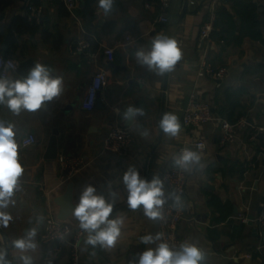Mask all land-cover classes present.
Wrapping results in <instances>:
<instances>
[{"label": "crops", "instance_id": "obj_1", "mask_svg": "<svg viewBox=\"0 0 264 264\" xmlns=\"http://www.w3.org/2000/svg\"><path fill=\"white\" fill-rule=\"evenodd\" d=\"M34 1L42 7L40 21L26 18L25 0H0V55L17 62V68L8 74L14 79L26 76L40 63L54 76H62L65 87L58 99L45 102L35 113L21 111L17 116L0 105V120L15 125L19 162L25 168L12 197L15 204L6 209L13 220L7 228H0V247L36 226L38 214L57 217L60 211H67L66 218H57L78 227L71 212L83 187L91 184L106 198L110 191L117 194L113 216H124L125 222L111 251L97 248L93 255L84 238L81 264H130L147 247H156L141 244L140 238L156 234L159 226L145 217L142 206L135 211L127 207L123 173L135 165L141 177L150 181L174 165L179 147L200 136L206 146L193 150L200 153L201 161L186 171V192L181 198L186 218L178 226L179 234L184 242L197 244L205 253L201 264H264L262 256H245L257 245H264L263 229L257 228L255 235V224L238 217L255 218L264 201V134L251 137L249 128L244 129L221 147L214 122L196 129L182 125V109L192 92L217 115L226 118L229 113L235 118L240 114L250 125H264V0H220L211 42L203 48L198 37L207 13L205 0H171L166 23L158 20L154 0H115L108 17L98 16L97 0H76L71 9L64 0ZM158 34L174 37L183 52L174 71L162 77L134 58V52L149 49ZM82 40L90 47L75 52ZM106 47L113 49L111 55L103 52ZM203 61L214 69L227 68L221 86L199 73ZM99 68L107 71V83L88 111L81 107V100ZM128 105L145 110L146 116L137 117L136 124L148 129L147 138L131 121L122 120ZM113 108H119L121 114ZM166 112L179 117L182 130L175 138L159 128ZM116 125L128 126L134 134L133 143L121 154L104 148L106 132ZM28 133L36 141L24 147L21 139ZM53 136L56 148L54 157H49ZM64 154L81 160L79 169L66 181L61 180L59 163ZM43 226L37 236L36 264L48 261L40 240ZM68 253L66 246L52 264H67ZM15 255L9 250V259Z\"/></svg>", "mask_w": 264, "mask_h": 264}, {"label": "clouds", "instance_id": "obj_2", "mask_svg": "<svg viewBox=\"0 0 264 264\" xmlns=\"http://www.w3.org/2000/svg\"><path fill=\"white\" fill-rule=\"evenodd\" d=\"M115 0H97L98 16L108 17L114 10ZM136 62L146 67L157 76H164L174 71L177 63L183 58L182 49L174 37L158 34L151 40L149 49L138 48L134 52ZM99 77L94 81V88L100 86ZM63 77L53 75L47 66L36 63L29 73L22 78H12L0 74V105H5L14 115L21 111L35 113L41 109L45 102L58 99L64 92ZM113 112L120 115L119 108ZM146 112L141 107L128 105L122 112L124 122H132L136 130L144 137L149 136L147 128L136 124L137 117H145ZM162 133L169 137H177L182 126L179 117L170 112L163 114L159 122ZM15 125L0 120V228H7L13 220L10 212L6 211L9 205H14L12 199L18 190L19 179L23 176L25 168L19 162L18 143L15 139ZM201 155L190 148H182L174 157V166L184 171H189L190 165L199 164ZM122 182L127 191V207L135 211L142 206L143 214L149 220L162 222L166 220L164 205L167 203L164 182L158 175L149 181L142 178L135 165H130L123 173ZM109 198L97 194V189L91 184H86L79 196V201L71 215L79 222V228L86 233L85 247H91L93 255L95 249L111 251L117 246L121 237L124 216H113L117 194L110 191ZM173 201L172 208L182 211L181 196L169 194ZM111 217V218H110ZM44 216H36V226L28 228L20 237L6 242L0 247V264H36V253L39 247L37 236L40 225L44 223ZM31 224L32 221L29 220ZM163 233L146 234L140 238L143 245L155 244L156 247H147L139 254L138 259L130 264H201L205 260V253L195 243L183 242L178 248H173L162 240ZM61 243H67L68 238L60 235L55 238ZM9 250L17 255L9 259ZM47 264H52L51 260Z\"/></svg>", "mask_w": 264, "mask_h": 264}, {"label": "built area", "instance_id": "obj_3", "mask_svg": "<svg viewBox=\"0 0 264 264\" xmlns=\"http://www.w3.org/2000/svg\"><path fill=\"white\" fill-rule=\"evenodd\" d=\"M68 8H73L76 5V0H64ZM207 5L206 18L203 20L200 30L198 43L203 47H207L211 42V31L214 29V23L217 18L218 5L220 0H205ZM171 0H157L155 4L158 8V20L162 23L168 21V9ZM151 3L147 2L146 7H150ZM26 18L30 21H40L42 7L35 4L34 0H25L24 3ZM90 47L87 40L80 41L74 51H84ZM107 55H111L112 48L106 47L103 50ZM17 68V62L5 55H0V74L8 76L11 70ZM200 74H205L210 77L216 86H221L227 74L226 67H219L214 69L209 62L203 61L199 69ZM99 77L101 83L99 87L94 88V81ZM107 83V71L99 68L91 76L81 100V107L85 110H92L95 106L97 95L104 88ZM214 122L218 125V145L221 147L229 144L237 135L238 132L248 129L251 137L257 134H264V125H250L245 116H240L235 121H229L225 117L217 115L212 110V106L199 99L194 92L189 95L183 109H182V125L185 129H196L204 126L207 123ZM35 136L28 133L21 139L22 146H29L35 143ZM104 148L107 151L114 153H124L134 141V134L128 126H112L104 136ZM206 144L200 136L194 137L188 143L183 144L177 149L176 154L182 148H190L192 150H203ZM61 180L66 181L78 169L81 164L80 158L72 155L64 154L59 159ZM158 176L164 182V188L167 203L164 205V214L166 220L158 222L159 232L163 233L162 240L169 243L173 248H178L184 242L178 231L180 222L186 218V211H176L172 208L173 201L169 194L180 195L181 198L186 192L187 174L186 171L176 168L174 165L166 170L159 172ZM243 221L247 222L246 216H238ZM253 223L258 229H264V201L260 204V209L257 216L253 219ZM65 235L68 238L67 243H61L55 238ZM86 238V233L83 232L79 226L72 227L65 221L58 219L56 216L47 215L44 221L43 230L40 233V240L45 245L44 258L46 260H55L63 252L67 246L69 249L67 264H81L80 246L82 240ZM264 258V245L260 244L254 248ZM251 253L246 254L247 258H251Z\"/></svg>", "mask_w": 264, "mask_h": 264}, {"label": "water", "instance_id": "obj_4", "mask_svg": "<svg viewBox=\"0 0 264 264\" xmlns=\"http://www.w3.org/2000/svg\"><path fill=\"white\" fill-rule=\"evenodd\" d=\"M19 72H20V70H19ZM21 72H22V70H21ZM97 103V102H96ZM213 110V109H212ZM57 134V130H54V135H56ZM56 148V136H53L52 138H51V141H50V144H49V157H54V152H53V150ZM66 216H67V211H60L59 213H58V218H60V219H64V218H66ZM253 216H249L248 217V221H247V223L249 224V225H253ZM253 232H254V234L255 235H258V229H257V227H254L253 228ZM261 235H262V238H263V240H264V229L261 231Z\"/></svg>", "mask_w": 264, "mask_h": 264}, {"label": "trees", "instance_id": "obj_5", "mask_svg": "<svg viewBox=\"0 0 264 264\" xmlns=\"http://www.w3.org/2000/svg\"><path fill=\"white\" fill-rule=\"evenodd\" d=\"M154 1L156 2L157 0H154ZM238 116L240 117V114H238L237 117L232 118L231 115L229 113H227L226 114V119L229 120V121H235V120H237L239 118ZM252 255H259V256H261L258 252L254 251V250H252Z\"/></svg>", "mask_w": 264, "mask_h": 264}]
</instances>
